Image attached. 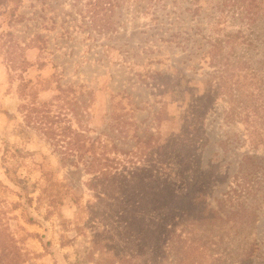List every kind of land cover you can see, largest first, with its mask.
<instances>
[{"label":"rangeland","instance_id":"1","mask_svg":"<svg viewBox=\"0 0 264 264\" xmlns=\"http://www.w3.org/2000/svg\"><path fill=\"white\" fill-rule=\"evenodd\" d=\"M70 2L22 0L13 16L15 2L0 5V218L17 238L18 225L38 234L25 241L42 255L29 264H264V0H125L117 20H70ZM23 79L49 80L39 101L55 80L71 84L50 106L58 126L95 136L119 120V147L130 145L111 154L120 166L144 168L153 188L191 187L215 223L183 208L174 233L150 239L152 200L94 207L81 165L64 164L19 108L31 98ZM147 133L164 147L141 149ZM191 233L197 250L183 242Z\"/></svg>","mask_w":264,"mask_h":264},{"label":"trees","instance_id":"2","mask_svg":"<svg viewBox=\"0 0 264 264\" xmlns=\"http://www.w3.org/2000/svg\"><path fill=\"white\" fill-rule=\"evenodd\" d=\"M9 1L16 3V6L10 10V14L13 16L18 4L22 0H0V5ZM124 2L125 0H71L70 3L73 5V11L67 15L70 20H117L119 13L117 10ZM103 29L106 32L115 30L113 24L109 22L104 23ZM38 48L42 51L40 47ZM23 64L26 67L33 65L27 61H24ZM45 64V61L37 62V67L39 69L43 68ZM159 77L161 76L159 75ZM54 83L57 94L49 101H39V92L51 89L49 80L44 79L33 82L31 79H23V82L19 85V95L22 96L25 89L29 87L31 98H29L26 104H21L19 108L27 107L29 109V120H33L42 134L53 141L51 145H53L64 164L72 166L81 165L85 174L89 176L87 187L94 192L93 196L96 201L93 205L94 207L102 205L103 202L107 203L109 200L119 202L121 199H124L125 201L123 202L128 205V210L131 209L133 212L135 206L131 204L134 199L141 197L139 198L141 200L144 198L152 200L150 206L146 202L145 213L143 212V214H151L148 219L146 218L147 223L145 226L146 233L150 236V239L159 235L163 229L169 234L174 233L175 223L173 222V218L179 215L178 212L180 213L183 208L185 209L184 213H196L206 218V222L208 220L210 225L215 223L214 217L217 216L215 210L210 208L205 200L197 196L191 187L185 188L183 192H178L175 189L164 187L168 182L162 181L161 187L153 188L152 183L142 179V172L145 171L144 168H139L138 166L129 167L126 164L120 166L119 159L111 156V154L120 151L124 155H127L130 152V148H128L130 145L125 149L119 147L118 140L120 139V135L122 133L127 135L128 133L127 130L124 131L123 129L114 127L120 124L119 120L113 122V125L112 123L109 124L108 128L100 130L95 136L88 135L87 130L72 129L70 124L58 126L62 121V115L60 112L50 114V106L53 105L54 100H59L68 90H72L73 86L71 84L64 85L59 80H55ZM157 116L159 121L164 118L170 119L164 110L157 112ZM111 118H114L112 117V113ZM136 137V143H141V149L143 150L154 146L162 149L165 145L159 144V135L154 136L151 133H147L146 138H144L145 134L142 136L136 135ZM248 158L250 157L245 156V159ZM30 200L31 198L27 199L28 202ZM58 203H60L59 200ZM22 207L23 204L21 202H14L12 210L21 209V218L26 224L36 223L35 219L26 214V210ZM149 207H151L150 210L148 209ZM186 210L191 212H187ZM154 213L157 214L154 215ZM184 213L180 214L183 215ZM135 219V224L141 223L140 217H136ZM17 230L20 233V237L18 238L15 237V232H11L8 225L0 218V264H29L32 256H42L30 251L27 248V244H25L28 238L38 237V234L28 232L22 225H18ZM190 236L183 241L189 244L186 249L197 250V245L194 244L193 246L191 243L193 239L192 233ZM176 238L181 239V234H177ZM46 246L45 250L47 249ZM185 261L186 259H184ZM185 263L193 264V259ZM31 264L43 263H36L34 261Z\"/></svg>","mask_w":264,"mask_h":264}]
</instances>
